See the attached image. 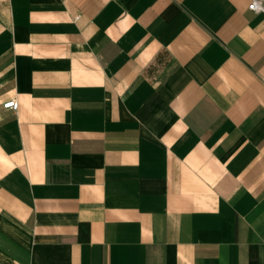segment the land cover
Returning <instances> with one entry per match:
<instances>
[{"label": "crops", "instance_id": "1", "mask_svg": "<svg viewBox=\"0 0 264 264\" xmlns=\"http://www.w3.org/2000/svg\"><path fill=\"white\" fill-rule=\"evenodd\" d=\"M250 1L0 0V264H264Z\"/></svg>", "mask_w": 264, "mask_h": 264}, {"label": "built area", "instance_id": "2", "mask_svg": "<svg viewBox=\"0 0 264 264\" xmlns=\"http://www.w3.org/2000/svg\"><path fill=\"white\" fill-rule=\"evenodd\" d=\"M247 7H248V9L255 11V12L263 10V7L258 0H251L250 3L247 5ZM1 107L4 109H9V110L14 111L17 107V103L15 100L9 99V100H6L5 102H3L1 104Z\"/></svg>", "mask_w": 264, "mask_h": 264}]
</instances>
